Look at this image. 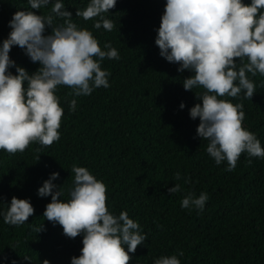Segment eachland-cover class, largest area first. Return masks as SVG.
Masks as SVG:
<instances>
[{
    "label": "trees",
    "instance_id": "16d2710c",
    "mask_svg": "<svg viewBox=\"0 0 264 264\" xmlns=\"http://www.w3.org/2000/svg\"><path fill=\"white\" fill-rule=\"evenodd\" d=\"M63 2L73 22L92 31L102 49L111 42L120 59L102 62V69L111 73L110 87L76 97L75 112L67 103L73 99L71 89L58 88L64 109L59 141L50 146L31 143L15 154L0 150V210L13 197L29 199L34 208L33 216L18 227L0 217V264H5L3 257L8 264L13 260L29 264L26 257L30 264L45 259L50 264H70L73 256L80 255L82 237L68 238L62 226L47 221L43 213L51 196L37 194L51 173H59L54 191L62 188L60 199L67 200L73 165L102 180L109 211L115 215L126 211L147 235V241L129 253V264H153L154 258L179 251L184 253L181 264H264V159L242 154L229 172L227 162L217 166L207 154V141L196 133L199 118L189 116L199 102L195 93L203 89L184 90L183 80L192 74L178 72L179 65L163 59L155 45L166 0H117L105 14L114 23L111 32L96 30L95 19L76 17L88 0ZM21 10L32 11L27 0H0V43L11 31L9 21ZM50 11L51 6L39 10L42 15ZM62 22L56 19L55 24ZM9 55L30 74L40 67L19 46ZM10 71L16 74L15 68ZM248 76L256 85L251 99L243 94L223 99L243 104V127L264 147V76ZM177 172L190 177V182L177 181ZM175 183L182 191L170 196L168 188ZM188 192L208 194L203 211L181 208ZM42 225L44 230L38 233Z\"/></svg>",
    "mask_w": 264,
    "mask_h": 264
},
{
    "label": "clouds",
    "instance_id": "9594fccd",
    "mask_svg": "<svg viewBox=\"0 0 264 264\" xmlns=\"http://www.w3.org/2000/svg\"><path fill=\"white\" fill-rule=\"evenodd\" d=\"M32 11H18L9 21L8 37L0 43V150L10 154L24 152L31 143L50 146L60 139L64 109L56 94L64 86L73 97L67 101L69 111L77 108L76 97L90 96L96 89L110 87L105 59L119 60L118 50L111 42L103 49L93 32L73 22L63 0H27ZM117 0H88L77 9L76 17L95 19L93 27L111 32L112 20L107 18ZM51 6L47 15L39 10ZM39 14H36V13ZM98 18V19H97ZM56 19L62 23L55 24ZM51 34H45L46 29ZM155 45L159 55L178 72L192 75L183 80L186 91L195 93L199 101L189 110L192 120L199 118L197 136L207 141L206 152L217 166L227 162L226 171H233L242 154L264 159V147L251 131L243 127V104H233L223 97L251 99L256 91L249 79L264 76V0H166L161 23L156 30ZM19 46L32 63L40 67L29 73L16 65L10 51ZM15 68L13 74L10 69ZM184 109L185 105L180 104ZM39 152V149H37ZM40 156L36 159L39 160ZM251 163V159L248 161ZM73 185L67 200L53 183L59 173H51L38 189L41 198L51 196L43 217L60 225L68 238L82 237L83 247L70 264H129L138 246L148 237L139 222L126 211L115 215L106 206L107 188L87 168L72 166ZM177 181L190 182V177L175 174ZM182 191L181 184L168 188L172 196ZM209 197L188 192L180 201L182 209L203 211ZM29 199L13 197L6 209L0 210L5 224L21 226L33 216ZM162 227V226H160ZM44 230L43 225L36 229ZM179 251L161 255L153 264H181ZM5 264L8 258L3 257ZM29 261V258H25ZM16 264V261H11ZM42 264H50L45 259Z\"/></svg>",
    "mask_w": 264,
    "mask_h": 264
}]
</instances>
